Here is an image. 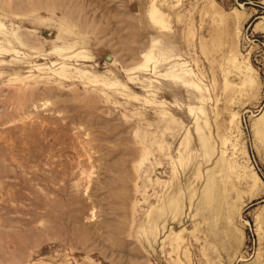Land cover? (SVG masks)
Masks as SVG:
<instances>
[{"label":"rangeland","instance_id":"374dc122","mask_svg":"<svg viewBox=\"0 0 264 264\" xmlns=\"http://www.w3.org/2000/svg\"><path fill=\"white\" fill-rule=\"evenodd\" d=\"M0 264H264V0H0Z\"/></svg>","mask_w":264,"mask_h":264},{"label":"bare ground","instance_id":"6f19581e","mask_svg":"<svg viewBox=\"0 0 264 264\" xmlns=\"http://www.w3.org/2000/svg\"><path fill=\"white\" fill-rule=\"evenodd\" d=\"M154 11H156V8H154ZM155 12H153L154 14ZM155 16V15H153ZM201 146L204 152L209 153L211 152L212 145L210 144V141L206 137H202L201 139ZM221 168H219V171L222 172V164L220 165ZM217 174V173H215ZM228 188L227 185H220L215 181V178L209 177L208 182L206 183L204 190H203V195H202V200L204 203H207L210 206V211H218V204L221 200H223V196L218 193L217 190H226ZM177 189H174V193H176ZM211 218V215L208 216ZM157 222L156 216L152 217V227H155V223ZM220 234V231L216 232V235ZM231 244H235L233 239H230Z\"/></svg>","mask_w":264,"mask_h":264},{"label":"water","instance_id":"95a60500","mask_svg":"<svg viewBox=\"0 0 264 264\" xmlns=\"http://www.w3.org/2000/svg\"><path fill=\"white\" fill-rule=\"evenodd\" d=\"M107 59H110L111 57L109 56V55H107V57H106Z\"/></svg>","mask_w":264,"mask_h":264}]
</instances>
